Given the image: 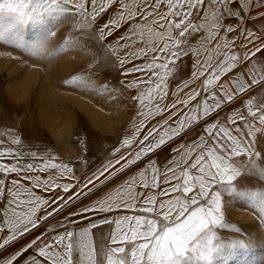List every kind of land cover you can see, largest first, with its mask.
<instances>
[{
  "label": "snow or ice",
  "instance_id": "snow-or-ice-1",
  "mask_svg": "<svg viewBox=\"0 0 264 264\" xmlns=\"http://www.w3.org/2000/svg\"><path fill=\"white\" fill-rule=\"evenodd\" d=\"M72 16L76 20L65 38L48 51L54 28ZM249 21L264 23V0H0V29L31 24L39 32L40 39L25 48L31 55L69 51L76 32H86L100 43L121 74L129 77L123 83L134 93L130 98L136 111L131 138H125L122 146L131 147L134 141L137 145L127 153L115 148L112 158L88 176L79 191L46 199L36 195V189L62 188L69 193L74 185L57 181L73 169L49 161L39 166L20 164L11 147L20 140L13 139L4 148L6 140L0 139V158L16 161L0 164V173L5 174L0 186L12 195L4 212L13 209L7 217L0 216V262L198 264L225 246L215 230L227 226L221 212L222 192L247 199L264 219V189L238 188L233 183L241 175L264 182V157L258 150V137L264 135V27L250 28ZM238 37L243 38L238 41ZM193 56L189 66L186 60ZM64 84L94 87L83 74ZM107 88L104 83L96 90L102 94ZM156 116L164 118L151 125ZM196 128L200 132L191 144L180 146V159L172 161L175 167L160 173L149 154ZM242 155L243 161L235 159ZM31 158L36 159V153ZM136 165L140 169L122 180ZM49 170L56 171L48 174ZM37 171L40 174H29ZM11 174L16 178L7 187L6 177ZM22 184L25 198L17 200ZM85 197L94 199L80 204ZM130 204L138 206L130 208ZM121 210L153 216L109 219V213ZM39 211L43 214L37 215ZM61 212L63 222L8 252ZM79 221H86V226L80 227ZM125 221L127 230L122 229ZM94 235L106 241L98 249ZM118 244L122 246H113ZM236 244L244 246L240 240L232 246ZM29 250L30 259L25 256ZM257 264H264V258Z\"/></svg>",
  "mask_w": 264,
  "mask_h": 264
},
{
  "label": "rangeland",
  "instance_id": "rangeland-1",
  "mask_svg": "<svg viewBox=\"0 0 264 264\" xmlns=\"http://www.w3.org/2000/svg\"><path fill=\"white\" fill-rule=\"evenodd\" d=\"M72 24L73 22L60 23L54 28L56 35L47 41L50 42V46L47 45L48 51L61 43ZM39 39V32L31 24L8 30L0 29V132L8 141L19 139L20 149L24 148L23 143L32 139L37 142L41 141L42 137L51 138L52 149L58 146V141L54 142L55 133L70 129L71 143L78 149L80 155H67V164L72 167L75 160H83L86 164V160L95 154L91 150V143L107 142V132L105 126L93 122L90 113L75 102L80 99L93 107L101 108L107 100L109 88L102 94L96 89L107 83L106 72L90 68L75 69L74 61L70 59L71 56L74 57V44L69 51L55 56L31 55L25 51V48L35 44ZM21 43L24 45L23 48L18 46ZM44 64H50L51 69L44 70ZM60 64L66 67V70H57ZM81 65L90 66L84 61ZM26 66L31 69L26 70ZM75 74H83L94 87L85 89L65 85L64 81ZM119 89L123 90V87ZM51 90H54L56 96L50 93ZM93 92L97 93L95 101L91 99ZM124 92L129 98V92L126 90ZM49 107L57 110L56 115L65 125L66 121L71 123L68 129L62 122L57 125L51 123L52 114L47 110ZM259 151L261 157H264V135H261ZM99 153V157L113 154L111 151ZM89 169L90 167H83L84 172ZM253 179L254 182L244 184L243 188L264 189V182ZM236 202L237 222L231 225L232 230L226 231V248L214 253L210 261L198 264H257L264 258V219L249 205L247 199H237ZM233 229L240 231L236 232ZM238 240L244 242L243 247L239 244L232 246L233 242Z\"/></svg>",
  "mask_w": 264,
  "mask_h": 264
},
{
  "label": "crops",
  "instance_id": "crops-1",
  "mask_svg": "<svg viewBox=\"0 0 264 264\" xmlns=\"http://www.w3.org/2000/svg\"><path fill=\"white\" fill-rule=\"evenodd\" d=\"M110 14V13H109ZM107 15H105V19L107 18ZM76 20V17L72 16L69 17L67 19H65L63 23H74ZM255 27V28H262L264 27V23L262 22H253V21H249L248 23V27ZM74 57L72 58V56L70 57V59L74 61L75 64V69H92V70H100V71H104L106 72V82L108 84V90H107V101H110L112 103H122V102H126L128 101L129 103H131L134 106V102L131 100V95H133L134 93L132 91L127 90L124 87V83L127 79H129V77H125L121 74L122 69L119 67V65L116 63V61L114 60V58H112L110 55H106L105 50L103 49V47L100 45L99 42L94 41L89 34H83L81 32H76L74 33ZM62 35V34H61ZM64 36H61V38H63ZM243 37H238L237 40L239 41L240 39H242ZM51 37L48 39L50 40ZM112 37H109V40H112ZM47 45L50 46V42H47ZM82 55H85L84 57H82ZM195 56L191 57L190 60H186V64H188L190 66L191 64V60H194ZM85 62L86 64H90L89 67L87 66H82V62ZM125 67H128V65H126ZM19 69V68H16ZM26 70L31 69V67L26 66L25 68ZM43 69L44 70H50V64H44L43 65ZM57 70L59 71H63L66 70V67L62 66L61 64L58 66ZM202 79V78H201ZM222 79L226 80L227 77H223ZM197 84H199V81H197ZM195 86V85H194ZM119 87H123V90L119 89ZM125 88V89H124ZM128 91L130 96L129 98H127V95L124 91ZM167 102H170L167 101ZM194 103V102H193ZM236 104H239V101H236ZM236 104H233L232 107H235ZM128 114L127 115H123L122 118L123 120H126L122 126H111V127H107L106 128V132H107V142H96L93 141L91 143V150L92 152H95V154L93 155V157L89 160H86V164L83 163V160L79 161V160H75L76 162L73 164V166L71 167L73 169V172L70 176H72L73 178H75L74 180V187L72 189H70L69 193H64L62 188H57L52 190L51 192H44L40 189H36V195H40L42 198H46V199H52L55 198V196L60 195V196H64L66 197L67 195H70L72 192L74 191H79L82 187H83V182L87 179L88 176H90L97 168L102 167V165L104 163H107V160L112 158L113 154H108L105 158L99 157L100 153L102 151H112L117 147H120V145L122 144V139H125L126 137L131 138V133H132V124H133V120H134V116H135V111H129L126 112ZM227 112L225 111V113H221V117H223L224 115H226ZM166 115V114H165ZM112 118H116V116L112 113L111 114ZM164 117L163 116H156L154 120L151 121V125H154L156 123V121L162 120ZM150 125V126H151ZM200 132L199 128H196L194 130H192L191 132H189V134L181 137V138H177L174 139L172 141H170L168 144H166L164 147H162L161 149L156 150L155 152L149 154L150 158L155 161L157 168L159 169L160 173H164L166 171V169L169 166L175 167L174 164H172L173 160H179L180 156H181V152L179 151V148L182 144H191V141L193 139L196 138L197 134ZM145 134L144 131L142 130L141 135ZM63 136H60V134H56L54 135V142H57L58 146L57 148H52L50 146V142H51V138H45L42 137L41 141H35V139H32L31 141H27L25 143H23L22 145L24 146L23 149L18 148V146L20 144H15V145H11L12 149L14 150V152L16 153L17 156L20 157L19 163L26 165L27 163V159L24 152H26V155L31 156L32 153H34L36 151V154L38 156V160L41 161L40 165H42L44 162L49 161L51 163H56V164H67V160H66V156L65 153L63 151V153L61 152L63 146L65 145V140L66 137L64 138V140H62ZM0 139H5L6 143L3 145L4 148H8L10 146V142L8 141L3 134L0 132ZM138 139V138H137ZM259 139V144H258V150L260 148V142H261V136L258 137ZM76 148V147H75ZM121 148V152H129V151H135L137 148L136 142L134 141L131 147H126V146H122ZM57 150V151H56ZM77 152L75 153V156H78L80 154H78V149L76 148ZM20 151L23 154H20ZM51 151L53 152V155L55 156V158L51 159ZM61 152V153H60ZM63 154V157L61 158L60 155ZM119 155V154H117ZM57 156H59V158H57ZM77 158V157H76ZM79 159V158H77ZM82 159V158H81ZM147 159V158H146ZM238 160L243 161L245 159V157L242 155L239 158H235ZM33 163H38V161L36 162L35 159H32ZM11 163H16L15 160L12 159V157L10 156H5L3 158H0V164H11ZM83 167H90L89 170H87L86 172L83 171ZM140 165H136L133 166V168L131 170H129L126 174H124L122 176V180H126L129 177H131L132 175H134L139 169H140ZM56 170H49L48 174H51L52 172H55ZM38 173V171L36 172ZM195 174V173H193ZM32 176H35L37 174H30ZM57 175H59L57 173ZM5 178V174L0 173V179ZM16 178L15 174H11L8 175L6 177L7 181L9 182L7 184V187H12L10 181L12 179ZM162 178V177H161ZM254 177L250 176V175H241L237 180H235L233 183L238 187V188H243L244 184H248V183H252L254 182ZM60 184H67V178L66 175L64 176L63 179H59L57 181ZM176 181H172V183H175ZM24 184H26L27 182H23ZM0 189H4V186H0ZM15 190V189H14ZM213 191L217 190L216 187L214 186ZM18 191L20 192V195L16 197L17 200H22L25 198V193H26V189L23 187V184L21 186L20 189H18ZM86 191V189H85ZM134 191H140L143 192L145 191L144 189H140V188H136L134 189ZM158 190H153V192H156ZM100 193H97L96 195H99ZM149 194H153V193H149ZM173 196L177 195V194H172ZM191 195V194H189ZM12 198L11 193H9L6 189H4L3 191V195L0 196V216H5L7 217L8 215L11 214L12 212V208L9 209L8 213L4 212V208L7 205V202ZM168 197H163V199H167ZM90 199H94V197H85L82 198V200L80 201V204L86 205L89 203ZM237 199H242L239 196H235V195H228L227 193H223L221 194V212L224 215L225 219H224V223L225 225H227L224 228H217L215 229L217 231L218 236L220 237L221 241L223 242V244L225 245L223 248H226L227 246V236H226V231L227 230H232L231 225L233 226L234 224H236L237 222V218H236V206H237ZM203 203V201H202ZM138 205L136 204H130V208H136ZM15 208V206H13ZM15 210L19 211L18 208H15ZM43 212L39 211L37 212V215H42ZM65 215V213L61 212L59 215L55 216V218L51 219L48 222H45L41 225L40 228L34 230L32 232V234L30 236H25L23 239H21L19 241V243L13 244L11 247L8 248V252L11 253L14 250H16L17 248L20 247V245L24 244L27 240H30L33 236L38 235L41 232H44L46 228H49L53 225H56V223L59 222H63V216ZM135 216V215H144L148 218H152L153 214L151 213H143V212H136V211H125V210H121L119 212L113 211L112 213H109V219H122L123 216ZM86 221H79L78 224L80 227L86 226ZM134 223V222H133ZM70 227H73L75 229L78 230L77 225H71ZM113 230L115 229V226L113 225ZM129 227V222L125 221L122 222V229L123 230H127ZM108 232V229H105V233ZM93 243L94 246L98 249L101 243H106V241L102 240L100 237L94 235L93 237ZM113 246H122V245H113ZM30 252L31 250H29V253H26L25 256L27 258L30 259ZM210 261V260H207ZM207 261H199L198 263H203V262H207ZM0 264H2V262H0Z\"/></svg>",
  "mask_w": 264,
  "mask_h": 264
},
{
  "label": "bare ground",
  "instance_id": "bare-ground-1",
  "mask_svg": "<svg viewBox=\"0 0 264 264\" xmlns=\"http://www.w3.org/2000/svg\"><path fill=\"white\" fill-rule=\"evenodd\" d=\"M53 92H54V90L50 91V93L52 95L56 96V94H54ZM95 94H97V93L93 92V94H91L92 95L91 99H93L94 101H95V98H96ZM75 103L78 106L82 107L85 111H88L90 113L91 120H93V122H95L98 125L105 126V128L111 127V126H117V125L118 126H122L123 123L126 121V120H123L122 116L124 114L128 116V114L126 112L136 111L135 106L130 105V103L128 101H126V102L124 101V102H122L120 104H116V103H112V102L106 100V101H104L105 104L103 106H101V108L93 107L92 105H89L87 103V101H83V100H80V99H77V101ZM47 110H48V112H50L52 114L51 117H50L51 123H54V124L57 125L59 123L61 124V122H62L64 126H67L66 129H68L70 127L71 123L69 121H66V125H65V123L62 120H60V117L58 115H56L57 114V110L56 109L53 110V108L49 107ZM112 113L116 116V118H112L111 117ZM59 120H60V122H59ZM70 132H71V130L68 129L67 131H62V132L59 131V133H58V134H60V136H63L62 140H64L65 135L67 134V137H66V140H65V145L63 146V148L61 150L62 153L64 151L65 156H67V155L68 156H72V155H75V153L77 152L75 146L72 145V143H71V140H70L71 133ZM126 138H128V137H126ZM123 140L124 139H122V141ZM120 147H122V144L120 145ZM112 152H113V150L111 151V153ZM24 153H25L24 156H26V159H27V163H33L31 156L26 155V152H24ZM34 153H36V151ZM20 154H23V153L20 151ZM51 156H52L51 159L53 161L55 156L53 155L52 151H51ZM60 156L62 158L63 154L60 155ZM37 158H38V156L36 154V159L35 160H36V162L38 161V163H36V164L33 163V164L39 166L41 164L40 163L41 161H39ZM57 158H59V156H57ZM102 158H105V156L102 155ZM29 174H40V173L39 172L38 173L32 172V173H29ZM66 178H67V184H69V183L72 184V185L74 184L75 178H73L70 175H66Z\"/></svg>",
  "mask_w": 264,
  "mask_h": 264
}]
</instances>
